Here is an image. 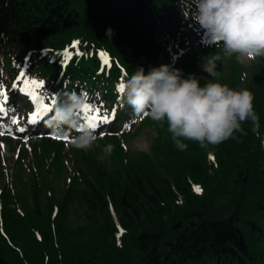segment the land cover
I'll return each mask as SVG.
<instances>
[{
	"label": "trees",
	"instance_id": "16d2710c",
	"mask_svg": "<svg viewBox=\"0 0 264 264\" xmlns=\"http://www.w3.org/2000/svg\"><path fill=\"white\" fill-rule=\"evenodd\" d=\"M87 1L82 14L76 0H0V97L14 83L9 102L25 110L28 97L18 95L24 86L54 106L67 93L84 92L92 112L84 110L81 119L97 109L106 118L96 134L130 133L149 117L134 115L118 86L139 67L145 73L174 67L181 42L199 25L184 17L178 0ZM21 65L29 85L14 79ZM261 66L244 88L258 121L242 123L233 138L207 148L184 141L181 151L159 122L163 132L148 152L136 153L122 169L83 161L79 189L69 182L61 199L49 193L19 218L1 207L0 264H264ZM196 71L189 74L201 86L211 82ZM32 81L43 83L37 88ZM53 144L54 155L65 153L61 142ZM253 178L260 182L256 201L238 209L234 192L250 195ZM70 201L83 205L84 220L74 225L66 219ZM168 229L178 233L167 235Z\"/></svg>",
	"mask_w": 264,
	"mask_h": 264
},
{
	"label": "clouds",
	"instance_id": "9594fccd",
	"mask_svg": "<svg viewBox=\"0 0 264 264\" xmlns=\"http://www.w3.org/2000/svg\"><path fill=\"white\" fill-rule=\"evenodd\" d=\"M184 17L198 24L208 41L222 50L224 57L255 60L264 57V0H178ZM221 53L210 54L202 62L203 71L213 81L201 86L194 74L163 64L145 73L142 67L128 74L120 84L122 102L136 116L165 122L178 150L184 141L201 148L215 146L233 138L245 121L254 124L252 94L215 82ZM118 86V90L119 87ZM89 97L70 92L58 100L47 124L54 134L71 136V146L89 150L98 140L95 128L81 119ZM113 145L103 147L101 160L112 155Z\"/></svg>",
	"mask_w": 264,
	"mask_h": 264
},
{
	"label": "rangeland",
	"instance_id": "374dc122",
	"mask_svg": "<svg viewBox=\"0 0 264 264\" xmlns=\"http://www.w3.org/2000/svg\"><path fill=\"white\" fill-rule=\"evenodd\" d=\"M88 3L87 0H76V4L79 5L77 9L83 14L82 7ZM193 27H195V33H187L185 40L180 44L182 48L179 56L174 58V68L181 69L185 77L190 71L197 70L196 72L201 77L213 81V78L203 71L202 62L210 54L218 52L222 55V50L208 41L200 27ZM69 55L70 51L67 50L64 56ZM261 65L264 67V57L247 60L236 56L224 57L222 55L221 61L217 63L215 82L226 84L233 89H244L251 73L258 67H262ZM15 76L25 84L24 76L17 73ZM25 85H29V83ZM26 87H22L18 92L19 97L30 95L29 89L26 92ZM11 88L10 84H5L1 93L7 96ZM33 96L34 94L30 99ZM0 100L3 98L0 97ZM4 106L6 112L0 114V208L10 209L9 214H12L14 218L34 211L39 206L38 204L45 202L49 193L61 199L69 182L79 189L80 171L86 166L83 161L89 165L91 163L95 165L100 161L110 169H122L136 153L148 152L156 136H160L163 132V127L159 122L146 118L132 127L129 130L130 133L99 132L97 133V143L91 149L77 150L70 143L74 133L57 135L53 133L51 127L48 133L40 132V130L46 129V125L37 128L30 126L27 123L26 109L24 110L21 104L13 105L8 101ZM13 119L16 120V123L11 122ZM19 128H23L24 131H18ZM56 136H66L67 139H56L54 138ZM54 142H61L64 145L65 153L60 156L54 155ZM107 144L113 145L112 155L101 160L103 147ZM85 172L90 174L89 167ZM258 184L260 185L259 180L253 178L248 184L251 193L248 196L245 193V196L239 198L235 191L232 198L233 205L238 209L252 205L256 201V196L253 194ZM196 188L197 185H194L192 193L199 195L200 191L197 192ZM220 201V198H215L217 204L215 207L220 206ZM68 210L66 219L72 223L71 225L84 220L81 212L83 205L78 201H70ZM229 218L231 219V217ZM177 223L181 225L180 221ZM176 230L179 229L176 228ZM166 233L167 235H176L178 232L168 229Z\"/></svg>",
	"mask_w": 264,
	"mask_h": 264
},
{
	"label": "snow or ice",
	"instance_id": "6c2138e0",
	"mask_svg": "<svg viewBox=\"0 0 264 264\" xmlns=\"http://www.w3.org/2000/svg\"><path fill=\"white\" fill-rule=\"evenodd\" d=\"M105 63H107V60H105ZM24 75H25L24 73H21V76H24ZM27 83H28V81H27V79H25V84H27ZM32 83L35 84L37 88H39V87H41V85H42L43 82L37 83L36 81H32ZM14 87H15V84H14ZM122 90H123L122 85H120V87H119V91H122ZM33 99H35V97H33ZM6 100H7V97H6V96L4 97L3 100H0V114H4V113L6 112V109H5V106H4ZM41 108L43 109V112H45V113H50V111H51V109H50V107H49L48 104H44V103H42V104H41ZM84 110H87V111H89V112H92L91 106H90L89 104H86V105L84 106ZM98 113H99V109H97L93 114L89 115V116L87 117V119H86V122H87V123L89 124V126L92 127V128H96V127H97V122H98V121L106 120V118H103V117L99 116ZM39 114H40L39 112L33 113L32 116H31L30 119H29V123H34V122L36 121L37 116H38ZM11 122H12V123H16V120L13 119ZM18 131L23 132L24 129H23V128H19ZM54 138H56V139H61V138H63V139H67L66 136H65V137H59V136H56V137H54ZM195 190H196L197 192L200 191L199 187H197Z\"/></svg>",
	"mask_w": 264,
	"mask_h": 264
},
{
	"label": "water",
	"instance_id": "95a60500",
	"mask_svg": "<svg viewBox=\"0 0 264 264\" xmlns=\"http://www.w3.org/2000/svg\"><path fill=\"white\" fill-rule=\"evenodd\" d=\"M179 226H180V223H177V224L175 225L176 228L179 227Z\"/></svg>",
	"mask_w": 264,
	"mask_h": 264
}]
</instances>
